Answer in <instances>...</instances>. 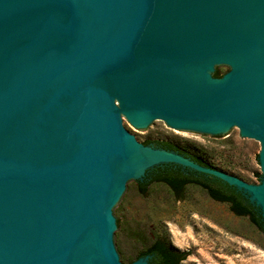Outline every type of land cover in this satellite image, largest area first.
<instances>
[{"label":"water","instance_id":"95a60500","mask_svg":"<svg viewBox=\"0 0 264 264\" xmlns=\"http://www.w3.org/2000/svg\"><path fill=\"white\" fill-rule=\"evenodd\" d=\"M154 121L237 127L261 144L260 184L130 129ZM163 165L264 222V0H0V264H130L120 207Z\"/></svg>","mask_w":264,"mask_h":264},{"label":"rangeland","instance_id":"374dc122","mask_svg":"<svg viewBox=\"0 0 264 264\" xmlns=\"http://www.w3.org/2000/svg\"><path fill=\"white\" fill-rule=\"evenodd\" d=\"M130 129L151 142L149 146L167 142L210 168L249 185L260 184L261 144L237 127L210 134L175 130L154 121ZM137 183L120 207L122 242L130 264L144 258L140 255L157 238L165 240L172 252L185 255L181 264H264V236L247 218L231 213L228 204L210 199L196 186H186L179 200L161 183L141 195Z\"/></svg>","mask_w":264,"mask_h":264},{"label":"trees","instance_id":"16d2710c","mask_svg":"<svg viewBox=\"0 0 264 264\" xmlns=\"http://www.w3.org/2000/svg\"><path fill=\"white\" fill-rule=\"evenodd\" d=\"M213 77H222L217 68ZM147 144H151V142H145V145ZM152 144L158 148L176 151L202 166L210 167L199 158L183 153L182 151H179L177 147L167 142H152ZM154 183L165 185L178 200L182 197L186 185L199 187L207 193L210 199L228 204L231 213L235 216L247 218L249 222L264 236V222L261 219L258 210L249 204L246 198L236 192L234 188L229 187L218 179L195 172H183L180 168L171 165H163L147 172L144 180L137 183V189L141 195H144L147 192V188ZM150 253L155 254L154 260H157L160 264H177L178 260H183L185 257V255L172 252L167 242L161 238L155 239L140 257Z\"/></svg>","mask_w":264,"mask_h":264},{"label":"flooded vegetation","instance_id":"af4514ba","mask_svg":"<svg viewBox=\"0 0 264 264\" xmlns=\"http://www.w3.org/2000/svg\"><path fill=\"white\" fill-rule=\"evenodd\" d=\"M152 145L155 147L154 144H152ZM171 166H173V165H171ZM180 170L183 171V172L184 171L191 172V171L186 170V169L185 170L180 169ZM188 186H193V185H188ZM145 256H148V258H147V260H146V262L144 264H160L157 260H154V257H155V254L154 253H150V254L144 255L143 257H145ZM183 261H184V259L183 260L180 259V260H178L177 264H181Z\"/></svg>","mask_w":264,"mask_h":264},{"label":"bare ground","instance_id":"6f19581e","mask_svg":"<svg viewBox=\"0 0 264 264\" xmlns=\"http://www.w3.org/2000/svg\"><path fill=\"white\" fill-rule=\"evenodd\" d=\"M262 194L264 195V192Z\"/></svg>","mask_w":264,"mask_h":264}]
</instances>
